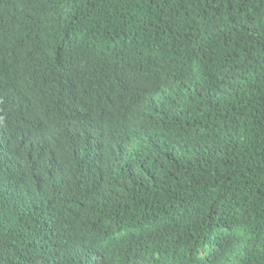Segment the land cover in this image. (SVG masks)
<instances>
[{
	"label": "trees",
	"instance_id": "16d2710c",
	"mask_svg": "<svg viewBox=\"0 0 264 264\" xmlns=\"http://www.w3.org/2000/svg\"><path fill=\"white\" fill-rule=\"evenodd\" d=\"M0 264H264V0H0Z\"/></svg>",
	"mask_w": 264,
	"mask_h": 264
}]
</instances>
